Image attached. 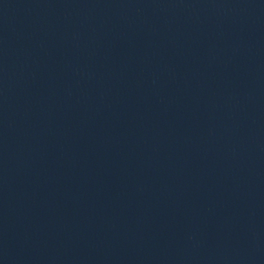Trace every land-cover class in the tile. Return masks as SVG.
<instances>
[{"label":"water","instance_id":"obj_1","mask_svg":"<svg viewBox=\"0 0 264 264\" xmlns=\"http://www.w3.org/2000/svg\"><path fill=\"white\" fill-rule=\"evenodd\" d=\"M0 264H264V0H0Z\"/></svg>","mask_w":264,"mask_h":264}]
</instances>
